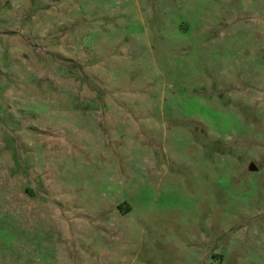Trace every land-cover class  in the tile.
<instances>
[{
    "label": "rangeland",
    "instance_id": "obj_1",
    "mask_svg": "<svg viewBox=\"0 0 264 264\" xmlns=\"http://www.w3.org/2000/svg\"><path fill=\"white\" fill-rule=\"evenodd\" d=\"M0 264H264V0H0Z\"/></svg>",
    "mask_w": 264,
    "mask_h": 264
},
{
    "label": "water",
    "instance_id": "obj_2",
    "mask_svg": "<svg viewBox=\"0 0 264 264\" xmlns=\"http://www.w3.org/2000/svg\"><path fill=\"white\" fill-rule=\"evenodd\" d=\"M251 168H252V169H255V168H256V166H255L254 163L251 164Z\"/></svg>",
    "mask_w": 264,
    "mask_h": 264
}]
</instances>
